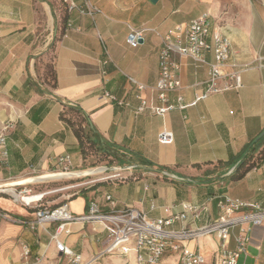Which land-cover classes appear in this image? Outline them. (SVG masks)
<instances>
[{"label":"crops","instance_id":"1","mask_svg":"<svg viewBox=\"0 0 264 264\" xmlns=\"http://www.w3.org/2000/svg\"><path fill=\"white\" fill-rule=\"evenodd\" d=\"M84 1L99 11L88 15L73 8L71 26L56 38L60 0H0V135L5 138L0 142V187H18L54 173L49 171L58 168L59 156L68 155L74 166H80L77 139L59 118L63 104H73L112 145L115 169L120 171L117 180L98 182L69 197L72 213L87 212L91 201L102 209L112 202L115 208L132 206L154 218L178 214L189 203L200 209L198 217L188 214L173 227L194 229L218 218V201L225 196L259 200L264 194V161L238 180L229 179L235 165L218 162L239 154L264 131V0H74L76 6ZM202 14H208L211 30L229 37L230 59L252 65L241 72L242 86L163 115L136 113L138 101L128 77L145 84L144 97L156 103V92L150 87L158 78L161 35ZM131 28L146 29L144 40L135 47L126 41ZM49 54L55 86L42 78L40 61ZM207 58L213 61L212 53ZM176 59L181 63L177 72L181 87L169 93V102L176 104L181 95L183 103L189 104L205 87L206 66ZM106 93L130 105L115 103ZM6 122L10 127L3 132ZM163 129L172 133L171 143L158 142ZM31 172L41 174L23 177ZM28 208L12 194L0 193L4 213L0 264H18L23 245L40 258L36 264H66L51 240L55 225L29 228L22 220L35 217V211ZM70 228L71 233L61 234L60 240L84 261L136 264L132 248L125 254L104 252L106 234L98 224L77 222ZM236 232H229V248L234 247ZM183 245L200 252L205 264H219L215 234ZM178 257L179 252L169 248L157 264H177ZM239 264H264V223L251 227Z\"/></svg>","mask_w":264,"mask_h":264},{"label":"built area","instance_id":"2","mask_svg":"<svg viewBox=\"0 0 264 264\" xmlns=\"http://www.w3.org/2000/svg\"><path fill=\"white\" fill-rule=\"evenodd\" d=\"M68 6L69 8L76 7L81 14L92 15L99 11L96 6L85 1L76 6L74 0H71ZM70 26L71 21L68 20L67 28ZM145 31V28H131L126 35L127 43L131 47L137 46L140 41L144 40ZM161 39L162 45L158 51V78L154 86L150 87L156 92L157 102L152 103L144 97L143 91L147 89L145 84L128 77L134 87L133 96L138 101L134 107L136 113L147 111L151 114L163 115L173 108L193 105L211 94L240 88L242 86L241 72L252 67L251 64H238L230 59V39L216 29L211 30L208 14H202L186 24L174 25L161 35ZM209 52L212 53L213 61L207 58ZM176 58L190 59L195 67L206 66L205 87L202 92L195 94L193 101L189 104L183 103L181 95H177L176 104L169 102V93L181 87V81L177 76L181 63ZM105 95L115 103L130 105V102L117 99L111 94L106 93ZM9 127L8 122L4 123L3 132ZM4 140L3 133L0 135V142L3 144ZM157 140L168 144L172 142L173 135L169 130L163 129L158 133ZM71 165L72 162L68 155L57 158V166L62 171L67 172ZM163 173L166 172L160 174ZM23 192L27 194L30 190ZM17 193L22 194L21 191ZM69 197L66 196L63 202L56 207L37 208L32 220L35 226L48 223L55 225L51 240L66 264H93L96 259L84 261L79 253L60 240L61 234H70V225L77 222L100 226L101 231L106 234L105 253L125 254L132 248L136 264H157L169 248L179 252L177 264H205L204 256L198 251L188 249L183 242L211 234H215L218 238L219 264H239V258L245 252L249 241L251 227L264 223V194L259 200L251 201L225 196L218 201L221 210L218 218L194 229L173 227L177 220H185L188 214L198 217L200 209L189 203L183 204V210L178 214L153 218L132 206L115 208L112 202L111 207L102 209L95 201L89 203L87 212L74 214L69 209ZM41 199L33 203L37 204ZM106 199L110 200V196H106ZM0 215L3 214L0 213ZM231 229L237 230L234 235L233 248L228 247ZM131 244L132 247L129 246ZM39 260V257H33L27 245H23L18 264H36Z\"/></svg>","mask_w":264,"mask_h":264},{"label":"trees","instance_id":"3","mask_svg":"<svg viewBox=\"0 0 264 264\" xmlns=\"http://www.w3.org/2000/svg\"><path fill=\"white\" fill-rule=\"evenodd\" d=\"M60 1V17L57 25L56 38L65 32L70 12L73 9L69 8L66 0ZM40 63L43 65L42 78L49 85L55 86L56 75L52 55L49 54L48 58L45 61H40ZM59 118L71 129L77 139L78 150L83 161V168L95 165V163L89 165L86 163L89 156L97 157L98 160H107V163L117 161V156L111 147L112 145L103 141L101 135L90 125L88 116L79 106L63 104L59 112ZM262 161H264V133L259 138L251 140L239 154L225 162L219 161L218 164H224L228 167L235 165L234 169L229 174V179L238 180L250 169L258 166ZM133 176L134 175H131L130 178ZM96 184H93L90 188H86L85 190L95 187ZM63 200L64 199L49 207H56L63 202ZM41 202L42 199L32 207V209L35 211L39 207H44L45 205Z\"/></svg>","mask_w":264,"mask_h":264},{"label":"rangeland","instance_id":"4","mask_svg":"<svg viewBox=\"0 0 264 264\" xmlns=\"http://www.w3.org/2000/svg\"><path fill=\"white\" fill-rule=\"evenodd\" d=\"M75 157H74V160ZM88 165L95 163L94 166L83 168V161L81 158L80 166H74L73 162L69 170H67V173L69 174L68 177H61V178H55V179H49L39 182H33V183H27L25 185H19L18 187L15 186H1L0 189H4L5 191H1L0 193H5L8 196H11L10 192L7 191L8 188H13L16 190V192L21 191L22 194H26L23 192L24 190H30L31 194L35 193H45V195L42 197V202L46 207H49L53 204H56L57 202H60L63 198L66 196H74L76 194L82 193L85 191V189L93 184H96L97 182L101 181H109L111 179H118L119 177L116 176H110L113 174H116L120 169L116 170L115 167H117V162L114 161L112 163H107V160H98L97 157L89 156L86 162ZM101 167H107L106 169H103L101 173L93 174V175H75L76 173L81 174V172H85L91 169H100ZM59 171H62L60 168H57L55 170H51L49 172L59 173ZM100 171V170H99ZM41 174L39 172H31L28 174H24L25 176H34ZM110 176V177H109ZM11 180V179H9ZM7 188V189H6ZM21 202V201H20ZM23 203V202H22ZM24 204V203H23ZM36 203H33L28 206L24 204V207L27 210H31L28 207H34ZM3 215H0V219H4V213L0 212ZM34 217H30L27 219H23L22 221L31 229L35 230V225L32 224V219ZM2 219V220H3ZM28 222V223H27ZM24 244H26L24 242Z\"/></svg>","mask_w":264,"mask_h":264},{"label":"bare ground","instance_id":"5","mask_svg":"<svg viewBox=\"0 0 264 264\" xmlns=\"http://www.w3.org/2000/svg\"><path fill=\"white\" fill-rule=\"evenodd\" d=\"M99 172H100L99 169H91V170H88L85 172H81V174L76 173L75 175H78V176L79 175H93V174H97ZM68 176H69V174L67 172L59 171V173H52V174H48L45 176L34 177V178L30 179L29 182L33 183V182H39V181L61 178V177H68ZM111 176H114V175H111ZM7 191L10 192V194H12L16 199L20 200L23 203H27V204H31L34 201L39 200L40 198H42L45 195V193H42V192L35 193V194H31V193L18 194L16 192V190L13 188H8Z\"/></svg>","mask_w":264,"mask_h":264},{"label":"water","instance_id":"6","mask_svg":"<svg viewBox=\"0 0 264 264\" xmlns=\"http://www.w3.org/2000/svg\"><path fill=\"white\" fill-rule=\"evenodd\" d=\"M154 1V0H153ZM264 133V131L261 133V135ZM104 169H106L107 167H103ZM2 189V188H1ZM2 191H5V190H2Z\"/></svg>","mask_w":264,"mask_h":264}]
</instances>
